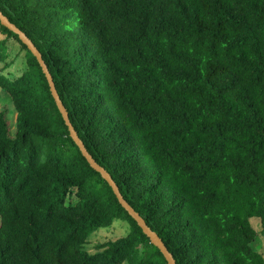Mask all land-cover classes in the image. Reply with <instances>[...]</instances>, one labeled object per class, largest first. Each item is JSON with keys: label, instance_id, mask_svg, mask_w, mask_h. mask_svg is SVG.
Instances as JSON below:
<instances>
[{"label": "trees", "instance_id": "1", "mask_svg": "<svg viewBox=\"0 0 264 264\" xmlns=\"http://www.w3.org/2000/svg\"><path fill=\"white\" fill-rule=\"evenodd\" d=\"M89 153L176 264H264V0H0ZM0 88V264H168L70 137L37 59ZM128 221L120 238L91 234ZM98 235V234H97ZM96 236V235H95Z\"/></svg>", "mask_w": 264, "mask_h": 264}, {"label": "water", "instance_id": "2", "mask_svg": "<svg viewBox=\"0 0 264 264\" xmlns=\"http://www.w3.org/2000/svg\"><path fill=\"white\" fill-rule=\"evenodd\" d=\"M0 23L7 27L9 30L13 31L15 34L18 35L20 41L27 46L29 51L32 53V55L37 59L39 65L42 68L43 73L46 76V79L48 81L51 94L55 100V103L57 105V108L59 112L61 113L65 124L68 126V130L70 133V137L74 141V143L77 145L79 150L81 151L82 155L86 158L90 166L101 174L102 178L108 182V184L111 186L114 194L116 195L119 203L122 205V207L128 212V214L137 222V224L142 229L143 233L150 239V243H152L154 246H156L163 256L165 257L168 264H176V260L173 256V254L169 251L167 248L165 242L162 240V238L159 236V234L154 231L146 222V220L140 215L138 211H136L129 202L124 198L122 193L120 192V189L117 185V183L112 178L111 174L102 166L100 165L93 156L89 153L87 147L85 146L83 140L79 137L76 129L74 128L72 122L69 118V112L65 105L63 104L58 90L55 86L53 77L51 72L48 69V66L43 59V56L40 52V50L37 48L33 40L23 31L21 30L15 23H13L8 16H6L2 10L0 9Z\"/></svg>", "mask_w": 264, "mask_h": 264}, {"label": "rangeland", "instance_id": "3", "mask_svg": "<svg viewBox=\"0 0 264 264\" xmlns=\"http://www.w3.org/2000/svg\"><path fill=\"white\" fill-rule=\"evenodd\" d=\"M6 35L0 32V40L5 39ZM8 57L4 61H0V74L5 75L10 79H15L26 69L25 51L21 45L14 38H10L7 42ZM0 110L7 112L10 131L13 134L16 130V110L14 108L10 95L0 88ZM251 224L257 232V238L253 245L256 250L264 255V235L261 234L262 226L257 218L251 220ZM130 229L128 221L116 220L110 228H100L97 232L91 234L89 247H93L98 241L101 240H114L125 236ZM98 234V235H97ZM96 235V236H95Z\"/></svg>", "mask_w": 264, "mask_h": 264}]
</instances>
